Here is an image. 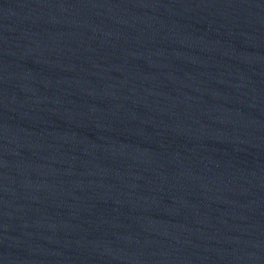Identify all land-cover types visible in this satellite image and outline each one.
Listing matches in <instances>:
<instances>
[{"label":"water","instance_id":"1","mask_svg":"<svg viewBox=\"0 0 264 264\" xmlns=\"http://www.w3.org/2000/svg\"><path fill=\"white\" fill-rule=\"evenodd\" d=\"M0 264H264V0H0Z\"/></svg>","mask_w":264,"mask_h":264}]
</instances>
